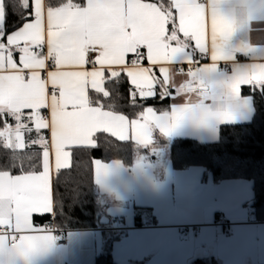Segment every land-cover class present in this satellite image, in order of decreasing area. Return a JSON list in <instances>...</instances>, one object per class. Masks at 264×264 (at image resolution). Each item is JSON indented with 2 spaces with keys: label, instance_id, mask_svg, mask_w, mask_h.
<instances>
[{
  "label": "snow or ice",
  "instance_id": "snow-or-ice-1",
  "mask_svg": "<svg viewBox=\"0 0 264 264\" xmlns=\"http://www.w3.org/2000/svg\"><path fill=\"white\" fill-rule=\"evenodd\" d=\"M10 11L25 22L7 34ZM253 21L264 22V0H86L83 5L74 0H0V41L6 36V43L0 42V142L5 149L23 151L29 147L26 133L35 132L30 144L43 150L42 171L12 175L0 170V226L15 233L38 231L33 214L53 212L50 156L57 172L69 168L70 149L95 148L97 132L148 145L157 129L167 136L186 122L230 120L227 109L211 111L189 98L159 115L147 107L139 119L129 121L104 110L103 100L113 95L105 84L118 82L123 72L134 86L133 102L137 93L145 100L156 97L157 85L164 100L174 87L166 65L183 63L190 66L189 79L176 88L178 95L195 92L199 99L227 100L239 95L241 85L264 88V63L234 65L226 78L219 71L220 61H234L237 55L264 60V45L248 39ZM209 52L212 63L191 67L200 63L197 54ZM129 54L134 55L130 63ZM145 55L152 67L142 66ZM43 129L50 131V142ZM108 173L104 163L95 161L96 183ZM52 241L49 234H21L13 235L9 246L8 234L0 235V264H35Z\"/></svg>",
  "mask_w": 264,
  "mask_h": 264
},
{
  "label": "crops",
  "instance_id": "crops-1",
  "mask_svg": "<svg viewBox=\"0 0 264 264\" xmlns=\"http://www.w3.org/2000/svg\"><path fill=\"white\" fill-rule=\"evenodd\" d=\"M142 2L151 3L143 0ZM202 2L206 3L207 0ZM168 27L170 30L171 24ZM248 39L254 45H264V22H252ZM0 42L6 43V37ZM192 46L194 47V42ZM44 51L46 52V47ZM143 51L146 53V50ZM15 58L18 62V53L15 54ZM195 59L200 63L191 67L212 63L210 52L205 57L197 54ZM252 62L264 63V60H252L244 56L243 59L220 61L219 64L228 63L233 67ZM142 66L152 67L146 55ZM166 66L171 70L174 87L169 89L170 106L165 111L170 112L173 104H183L190 98L192 102L202 103L211 111L218 108L227 109L231 119L211 120L206 125L186 122L167 136L159 133L158 129L154 130L152 142L140 145L144 149L147 147V150L136 157L131 167L122 166L115 161L104 162L109 168V173L100 183L95 181V161L101 163L103 161L93 160L91 169L93 181L102 196L106 214L110 220L119 217V223L110 222L107 227L92 230H73L66 245L56 246L52 241L51 248L41 255L35 264H94L96 256L104 250L106 239L111 240L112 258L118 264H189L190 260L206 254L214 256L218 264H264V222L255 221L248 206L253 197L252 181L226 178L215 183L210 176L204 177L202 168L192 166L176 170L171 167L168 159V144L171 139L191 138L212 142L217 140L220 126L249 122L253 115L251 98L242 95L241 92L227 100L211 97L199 99L195 92L178 95L176 88L189 79L185 68L190 66L183 63ZM180 67L184 69L183 73L179 72ZM152 70L157 77L160 76L158 67ZM229 74L224 73L225 78ZM42 75L46 73L42 72ZM244 86L248 85H241V88ZM28 111L30 110H25L26 113ZM41 112L50 118L47 109H42ZM162 112L156 111L158 115ZM11 124L14 125V121ZM41 134L50 142L48 129L41 130ZM36 135L35 132L26 133L25 139L29 147L36 146L31 145L29 139L36 138ZM50 165L52 184V175L56 171L54 155L50 156ZM42 170L41 153L40 171ZM135 208L142 209L137 218ZM221 215L226 216L224 223L227 230L218 222ZM144 221H148L150 225H142ZM33 226L38 231L18 233V236L50 235L47 227L34 224ZM193 226H198L199 231L194 232ZM183 227H187V230L184 231ZM0 228L9 232L8 242L11 246L13 236L11 232L14 230L2 226ZM73 233L76 236L72 235ZM3 234L5 233H0Z\"/></svg>",
  "mask_w": 264,
  "mask_h": 264
},
{
  "label": "trees",
  "instance_id": "trees-1",
  "mask_svg": "<svg viewBox=\"0 0 264 264\" xmlns=\"http://www.w3.org/2000/svg\"><path fill=\"white\" fill-rule=\"evenodd\" d=\"M143 1L161 3V0ZM74 2L83 5L85 0ZM163 2L167 4L168 0ZM23 22L25 21L20 16L10 11L6 33L10 34L22 26ZM105 87L113 95L103 100L104 110L122 114L129 120L140 117L139 114L146 107L162 112L170 106L169 97L164 100L159 98V86L156 88L155 99L141 100L137 93L133 102L130 90L135 89L123 72L118 82H106ZM240 92L249 96L252 101L253 115L249 122L220 126L218 138L212 142L191 138L171 139L168 144V159L171 167L176 170L192 166L202 168L204 177L210 176L215 183L226 178L252 181L253 197L248 206L254 220L264 222V88L244 86ZM90 94L95 95L91 90ZM7 119L8 123L13 122L10 118ZM2 127L3 120L0 119V128ZM93 139L96 142L95 148L88 146L71 148L70 167L53 173L51 184L53 213L34 215L32 217L34 225L49 227L54 224L59 229L92 230L107 227L111 222L106 214L102 196L93 181L92 162L95 159L103 163L115 161L122 166L131 167L136 157L144 153L147 147L144 149L131 140L119 141L105 132L95 133ZM41 153L42 148L37 145L27 147L23 151H13L5 149L0 142V170H8L12 175L21 174L22 170L38 172L41 170ZM141 211V208H135L136 218ZM101 219L108 220L109 223L99 224ZM110 242V239L104 241V250L96 256L94 264H118L112 258ZM189 264H218V261L214 256L206 254L190 260Z\"/></svg>",
  "mask_w": 264,
  "mask_h": 264
},
{
  "label": "built area",
  "instance_id": "built-area-1",
  "mask_svg": "<svg viewBox=\"0 0 264 264\" xmlns=\"http://www.w3.org/2000/svg\"><path fill=\"white\" fill-rule=\"evenodd\" d=\"M133 58H134V55L131 54L129 60H132ZM243 58H244V56L237 55L235 59H243ZM143 61H142V63H143ZM219 66H220L219 71H221V72H223L225 74H229L230 70L232 68L231 65L228 64V63H222V64H219ZM88 67H91V65H89ZM188 68L189 67L185 68V72L186 73L188 71ZM225 221H226V216L221 215L219 220H218V222L223 225L225 230H227V226L224 223ZM111 223L112 224L119 223V217H113L112 220H111ZM142 225L148 226V225H150V223L148 221H144L142 223ZM47 229H48V232L50 233V235L53 237V244L56 245V246H64V245H66L68 243V241H69L70 233L73 231V230H68L66 228L65 229H59L54 224H52L51 226L47 227ZM183 230L186 231L187 227H183ZM192 230L194 232H198L199 231V227L198 226H193ZM0 233H9V232L6 229H4V228H0ZM11 233L18 237V233H15L14 231H12ZM10 245H11V241H10Z\"/></svg>",
  "mask_w": 264,
  "mask_h": 264
},
{
  "label": "water",
  "instance_id": "water-1",
  "mask_svg": "<svg viewBox=\"0 0 264 264\" xmlns=\"http://www.w3.org/2000/svg\"><path fill=\"white\" fill-rule=\"evenodd\" d=\"M138 98L142 100V98L139 97V94H138ZM155 98H156V97H153V98H147V100H152V99H155ZM143 100H145V99H143ZM108 223H109L108 220L105 221V220L101 219L99 224L105 225V224H108ZM72 235L76 236L75 233H73ZM72 235H71V236H72Z\"/></svg>",
  "mask_w": 264,
  "mask_h": 264
}]
</instances>
